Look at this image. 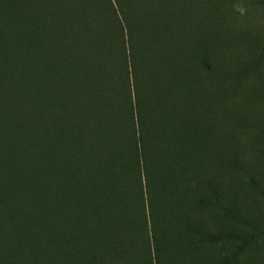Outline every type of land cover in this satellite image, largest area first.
Segmentation results:
<instances>
[{"label":"trees","instance_id":"1","mask_svg":"<svg viewBox=\"0 0 264 264\" xmlns=\"http://www.w3.org/2000/svg\"><path fill=\"white\" fill-rule=\"evenodd\" d=\"M70 2L74 6L69 13ZM130 2L103 0L104 8L112 13L109 21L114 29L112 38L104 39L99 49L94 29L102 17L94 6L87 5L89 0H0V45L12 38L31 55L39 40L52 44V49L45 47L39 55V60L45 59L47 85L66 87L63 82L71 78L75 65L88 64L105 46L118 45L114 52L122 56L121 76L134 96L126 114L132 140L124 166L139 173L135 204L140 210L136 218L132 212L135 204L130 205L129 212L97 238L105 245L98 264H264V0H218L202 14L203 28L212 31L206 45L199 38L179 39L184 28L180 31L175 20L162 27L159 21L144 24L141 17L124 10ZM61 4L66 17L54 15H60ZM184 11L185 17L195 16L192 9ZM136 22L141 26L135 27ZM150 26L159 33V42L166 38L152 55L139 41ZM71 30L77 32L69 35ZM192 41L191 57L182 63L181 78L174 88L169 85L168 71L159 76L165 70L161 62L176 59L178 51L168 49L170 46L180 50ZM203 49L206 55L217 51L209 58L217 56L214 65L218 68L213 76L204 78L205 88L203 81L196 83L195 76ZM143 53L146 60L141 58ZM30 59L18 51L12 65L24 75ZM53 59L61 65L56 66ZM57 67L64 68L63 80L57 76L61 73ZM0 68L6 70L1 54ZM162 79L165 87L155 90ZM68 87L72 86L67 85V91L73 90ZM53 110L66 127L68 116L57 106ZM165 118H171L178 128L166 132ZM175 137L179 144L173 146ZM175 149L182 157L178 169L183 179L171 182L174 195L164 196L159 185L166 186L173 176ZM163 157L168 173L158 185L155 169ZM52 163L56 164L55 158ZM93 226L95 229L84 226L80 235L93 240L92 231L98 232L95 222ZM56 235L54 230L47 233V251L59 242V253L68 252L67 234ZM116 240L120 249L112 253L110 246ZM127 246L135 258L124 260L129 256L125 255ZM3 253L5 264H35L23 253Z\"/></svg>","mask_w":264,"mask_h":264},{"label":"rangeland","instance_id":"2","mask_svg":"<svg viewBox=\"0 0 264 264\" xmlns=\"http://www.w3.org/2000/svg\"><path fill=\"white\" fill-rule=\"evenodd\" d=\"M217 2L131 0L124 10H128L132 17H141L144 24L159 21L162 27L169 20H175L180 31L184 28L182 34L177 33L179 39L196 41L199 38L200 44L206 45L211 41L212 31L210 27L207 30L203 28L202 14L214 8ZM72 5L70 2L69 13ZM87 5L94 6L96 14L102 17V21H96L98 24L93 28L97 32L95 41L100 49L104 39L112 38V13L104 8L103 0H89ZM183 9H192L195 16L185 17ZM59 10L60 15H54L65 16L63 4ZM140 22H136L135 27H140ZM151 28H146L139 40L150 55L162 45L161 42L166 43L165 37L159 42V33L156 28ZM76 32L71 30L69 35L73 36ZM193 41L184 46L180 44L179 48L183 46L180 50L174 46L168 48L173 52L178 51L176 59H166V63L161 59L165 70L158 74L166 75L168 71L169 85L174 88L181 78L182 63L191 57L195 45ZM48 44L39 40L37 48L32 47L31 55L12 38L0 45V54L6 62V70L0 68V264H5L3 250L12 256L23 253L24 257L34 259L35 264H98L97 258L101 257L105 245L97 238L113 221L129 212L127 209L135 204L140 191L138 171L124 166L130 156L132 140L126 125V114L130 97L133 99L134 96L128 81L121 76L122 56L114 52L118 48L116 43L113 48L105 46V51L91 57L88 64L75 65L71 78L63 82L66 87L44 83L45 59L39 60V55L45 47L52 49V44ZM69 44H72L70 40ZM18 51L31 58L24 75L12 65ZM212 52L216 54L217 51H210L206 55L203 49L202 61L196 66L199 70L195 73L199 81L196 83L203 81L204 88V78L213 76L218 70L214 65L217 64V56L209 58ZM145 57L143 53L142 60H146ZM53 62L56 66L61 65L54 59ZM57 68L61 72L57 76L61 75L63 80L66 75L62 73L64 68ZM165 84V79L160 80L155 90L165 87ZM67 85L72 86L68 88L73 90L67 91ZM55 106L68 116L66 127L56 119ZM164 121L166 132L178 128L171 118ZM172 139L176 143L173 146L179 144L178 137ZM50 145L53 147L50 148ZM173 151L177 155L175 168L166 186L159 185L168 173L164 157L157 163L159 170L155 169L159 189L164 196L174 195L171 182L177 178L183 179L182 171L178 169L182 157L176 153V149ZM54 158L56 164L52 163ZM120 198L122 201L119 203ZM136 204L132 212L137 218L140 207ZM67 207L69 211L64 210ZM97 218H101L100 221ZM54 220L59 222V226ZM93 222L97 224L98 232L93 230L95 235L91 233L90 236L95 238L88 240L80 234L85 231L84 226L95 229ZM51 230H54V237L57 234L56 238L62 233L67 234L65 246L68 252L59 253V242L50 253L47 251L44 240H47V233ZM110 247V251L116 253L120 249L119 242L116 240ZM129 248L127 246L125 251V255L129 256L124 260L135 258Z\"/></svg>","mask_w":264,"mask_h":264}]
</instances>
